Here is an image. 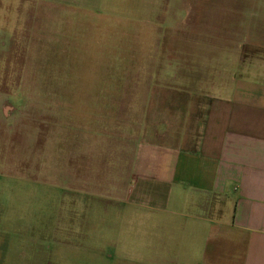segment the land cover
<instances>
[{
  "label": "rangeland",
  "instance_id": "obj_1",
  "mask_svg": "<svg viewBox=\"0 0 264 264\" xmlns=\"http://www.w3.org/2000/svg\"><path fill=\"white\" fill-rule=\"evenodd\" d=\"M149 3L94 14L72 0H0L1 245L13 217L71 232L85 217L104 252L73 246L67 260L116 264L125 206L111 203L126 199L137 143L179 132L191 93H222L254 61L264 70V0Z\"/></svg>",
  "mask_w": 264,
  "mask_h": 264
},
{
  "label": "crops",
  "instance_id": "obj_2",
  "mask_svg": "<svg viewBox=\"0 0 264 264\" xmlns=\"http://www.w3.org/2000/svg\"><path fill=\"white\" fill-rule=\"evenodd\" d=\"M72 1L94 14L117 12V0ZM141 1L150 11L159 0ZM253 64V74L222 93H191L179 132L137 143L126 199L111 203L125 206V236L117 235L125 246L111 243L116 264H264V70ZM8 222L13 238L0 243V264L85 262L67 260L73 246L87 256L104 252L101 234L84 233L96 223L85 217L77 232L70 221L59 231L50 218ZM104 228L113 234L107 221ZM25 231L29 254L21 249Z\"/></svg>",
  "mask_w": 264,
  "mask_h": 264
}]
</instances>
